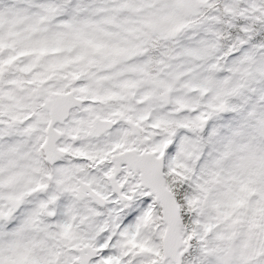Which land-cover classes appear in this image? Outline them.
<instances>
[{"label":"snow or ice","instance_id":"1","mask_svg":"<svg viewBox=\"0 0 264 264\" xmlns=\"http://www.w3.org/2000/svg\"><path fill=\"white\" fill-rule=\"evenodd\" d=\"M0 264H264V0H0Z\"/></svg>","mask_w":264,"mask_h":264}]
</instances>
